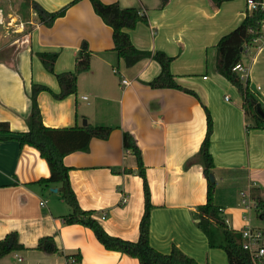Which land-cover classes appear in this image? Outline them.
Listing matches in <instances>:
<instances>
[{"label":"crops","instance_id":"1","mask_svg":"<svg viewBox=\"0 0 264 264\" xmlns=\"http://www.w3.org/2000/svg\"><path fill=\"white\" fill-rule=\"evenodd\" d=\"M72 1L0 0V123L12 134L26 132L32 84L58 93L55 76L43 68L37 53H58L54 72H72L80 45L86 42L90 69L78 76L76 92L63 100L49 92L37 96L46 127L112 129L106 140L93 138L88 151L63 159L79 207L92 212L108 235L137 241L143 184L135 156L123 147L127 133L141 154L150 191V245L164 254L175 247L201 264H228L220 229L213 222L208 233L198 227L197 208L207 195L198 153L206 109L213 123V201L239 242L237 233L245 225L241 194L254 189L264 200V129L250 128L236 89L216 73L215 45L241 23L247 0H168L163 6L162 0H99L144 13L147 23L126 31L132 45L171 57L170 73L196 97L150 88L147 83L160 72L158 63L143 59L125 67L113 51L111 29L94 14L90 1L68 6ZM32 2L50 13L68 7L47 27L38 22ZM261 31L241 64L264 108V24ZM48 177V166L36 149L15 140L0 141V241L16 233L24 248L0 258V264H138L106 250L89 228L64 224L71 209L62 201L59 186L37 184ZM254 227L264 228V221ZM44 237H53L57 254L36 249Z\"/></svg>","mask_w":264,"mask_h":264},{"label":"trees","instance_id":"2","mask_svg":"<svg viewBox=\"0 0 264 264\" xmlns=\"http://www.w3.org/2000/svg\"><path fill=\"white\" fill-rule=\"evenodd\" d=\"M78 0H73L68 6L73 5ZM92 10L100 20L111 29L113 51L118 59L124 62L129 68L143 59H152L160 66L159 74L147 85L152 89H176L196 97L190 90L181 88L175 78L170 73L169 67L172 58L163 52H147L136 49L131 41L127 30L135 28L139 22L147 23L144 13L134 8H121L116 2L104 4L99 0H89ZM168 0H162L161 5H165ZM232 0H219L218 3ZM261 3L263 0H252ZM28 3V0H26ZM33 11L36 13L38 22L50 27L54 21L62 17L66 11L62 10L54 13L47 12L35 2L31 3ZM264 24V11L258 6L254 10H246L241 23L222 36L215 45L216 73L226 79L237 91L242 103V109L247 121L250 122L251 129H264V119L257 111L256 105L264 111L262 104L254 95L248 80H242L238 73L233 71L237 64H241L242 58L247 52L256 46V41L261 36L262 25ZM43 68L56 78L59 91L53 93L43 85L32 84L30 93V111L26 118L27 131L19 134H12L6 123H0V141L15 140L20 146H30L36 149L40 157L46 162L49 169V177L42 179L37 184L48 187L52 184L59 186L61 199L66 203L71 212L62 219L66 225L79 224L89 228L96 240L108 251L119 252L130 258L137 260L138 264H201L195 259L187 256L179 249L172 247L168 254L161 253L150 245V213L152 205L150 202V191L145 176V167L139 151L135 148L129 134L123 136V147L130 150L136 159L137 174L142 179L144 208L138 226V239L136 242H129L120 238L108 235L99 223L92 218V212L82 210L69 183V168L63 163L65 156L89 149L90 140L93 138L106 140L111 128L101 126H75L72 128H49L44 126L40 109L37 103V96L40 92H49L56 100H63L76 92V83L79 75L90 69L91 52L86 42H82L75 58L74 70L72 72H54V64L58 57L56 52H39L36 54ZM206 132L201 142L198 158L203 164V175L207 183L206 203L197 208L198 227L204 233H208V226L213 222L221 231L223 236V250L228 264H253L249 254L243 250L237 242L235 234L230 230L224 220L220 217L219 207L214 204L215 182H211L212 170L214 169L213 158L209 147L213 130L212 118L205 109ZM126 173H131L126 170ZM250 197L257 204L254 212L260 220L264 221V200L259 191L250 190ZM38 251L46 254H57L59 252L53 237H44L38 241L36 246ZM24 248L18 242L16 233H9L0 241V258ZM75 261V259H74ZM256 264H264V258Z\"/></svg>","mask_w":264,"mask_h":264},{"label":"built area","instance_id":"3","mask_svg":"<svg viewBox=\"0 0 264 264\" xmlns=\"http://www.w3.org/2000/svg\"><path fill=\"white\" fill-rule=\"evenodd\" d=\"M247 5L250 11L256 9L258 6L264 11V1L258 4L252 0H247ZM233 71L238 73L243 81L246 80L247 72L242 64H237L233 68ZM122 83H125V81H122ZM225 99L227 100L228 98ZM122 200L124 202V199ZM41 204H43V202H41ZM239 205L243 209V220L245 222V225L238 231L240 237L239 244L241 248L249 254L252 263L256 264L264 258V228L251 225L250 214L254 211L257 204L251 199L249 193L241 194ZM219 211L221 210L219 209ZM101 218L103 219L104 217L101 216ZM70 262H74V259H71Z\"/></svg>","mask_w":264,"mask_h":264},{"label":"rangeland","instance_id":"4","mask_svg":"<svg viewBox=\"0 0 264 264\" xmlns=\"http://www.w3.org/2000/svg\"><path fill=\"white\" fill-rule=\"evenodd\" d=\"M218 192H220V191H218ZM223 193H224V191H222V194ZM249 194H250V192H249ZM250 217H251V224L253 226H255V225H257L259 223L260 219L258 218V216L256 215V213L254 211L250 214ZM237 234L239 236V233H237Z\"/></svg>","mask_w":264,"mask_h":264},{"label":"water","instance_id":"5","mask_svg":"<svg viewBox=\"0 0 264 264\" xmlns=\"http://www.w3.org/2000/svg\"><path fill=\"white\" fill-rule=\"evenodd\" d=\"M256 111H257L258 115H259L262 119H264V111L260 108V106L256 105ZM82 125H85V122H83ZM210 181H211V182H214V178H213L212 176H211V178H210ZM53 191H55V190H53Z\"/></svg>","mask_w":264,"mask_h":264}]
</instances>
